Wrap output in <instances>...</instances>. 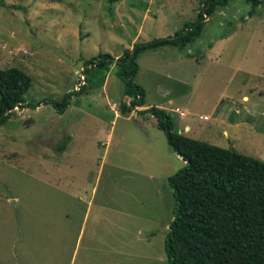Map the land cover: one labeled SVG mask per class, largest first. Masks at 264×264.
<instances>
[{"label": "rangeland", "instance_id": "obj_1", "mask_svg": "<svg viewBox=\"0 0 264 264\" xmlns=\"http://www.w3.org/2000/svg\"><path fill=\"white\" fill-rule=\"evenodd\" d=\"M203 1L0 0V69L29 75L25 104L41 103L0 126V264H168L167 179L185 163L151 114L120 113L129 98L114 65L83 69L173 36ZM250 9L232 0L191 45L141 52L134 81L171 132L264 162V5ZM80 87L61 114L43 104Z\"/></svg>", "mask_w": 264, "mask_h": 264}, {"label": "trees", "instance_id": "obj_2", "mask_svg": "<svg viewBox=\"0 0 264 264\" xmlns=\"http://www.w3.org/2000/svg\"><path fill=\"white\" fill-rule=\"evenodd\" d=\"M230 1L205 0L196 20L186 23L173 36L135 44L132 57L131 51L117 59L99 54L85 62L83 72L94 67L108 72L114 65L115 76L124 84L123 95L129 98L128 103H120L119 111L122 115L136 111L145 106V91L134 81L139 70L138 55L146 50L191 45L202 35L205 16ZM244 2L251 6L248 18L255 16L256 7L264 5V0ZM30 87L31 78L22 70L0 69V126L16 108L39 107L41 103L25 104L24 96ZM82 92L80 87L62 101L43 104L52 105L61 114L71 98ZM137 113L156 118L169 149L185 163L167 179L175 202L164 241L168 264H264V162L171 132V118L163 109L151 107ZM67 143L57 148L64 151Z\"/></svg>", "mask_w": 264, "mask_h": 264}, {"label": "crops", "instance_id": "obj_3", "mask_svg": "<svg viewBox=\"0 0 264 264\" xmlns=\"http://www.w3.org/2000/svg\"><path fill=\"white\" fill-rule=\"evenodd\" d=\"M212 51V47H210V49H209V51L208 52H211ZM139 71V70H138ZM226 99H228V98H226ZM242 101H246V100H248V97L247 96H243L242 97V99H241ZM153 107H155V106H153ZM237 107V111H239L240 109H239V107L238 106H236ZM144 108L145 107H139V108H136V111H133L134 113H137V111H141V110H144ZM149 108H151V107H149ZM157 108V107H156ZM146 109H148V108H146ZM166 111V110H165ZM133 112H131V113H133ZM175 112L176 113H178L179 114V116L180 117H182L183 119L184 118H188V119H191V118H189V113L187 112V110L185 109V107H180V108H176L175 109ZM131 113H129L130 115H131ZM147 114V113H146ZM146 114H143V115H146ZM137 115H141L140 113H137ZM208 117H204V119H207ZM217 121L219 122V121H222V117H218L217 118ZM186 123V122H185ZM189 129V126L186 124L185 125V130H188ZM224 134L226 135V136H228V131L227 130H225L224 129ZM170 177V176H169ZM172 221V220H171Z\"/></svg>", "mask_w": 264, "mask_h": 264}, {"label": "built area", "instance_id": "obj_4", "mask_svg": "<svg viewBox=\"0 0 264 264\" xmlns=\"http://www.w3.org/2000/svg\"><path fill=\"white\" fill-rule=\"evenodd\" d=\"M85 79H86V77H84L83 75H81L80 86H84L85 85V83H86V82L84 83Z\"/></svg>", "mask_w": 264, "mask_h": 264}, {"label": "water", "instance_id": "obj_5", "mask_svg": "<svg viewBox=\"0 0 264 264\" xmlns=\"http://www.w3.org/2000/svg\"><path fill=\"white\" fill-rule=\"evenodd\" d=\"M208 15H206L205 16V19H206V17H207ZM134 55V48H133V50L131 51V57Z\"/></svg>", "mask_w": 264, "mask_h": 264}]
</instances>
